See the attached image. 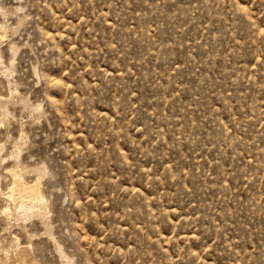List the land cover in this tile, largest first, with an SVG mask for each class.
<instances>
[{"label":"rangeland","instance_id":"1","mask_svg":"<svg viewBox=\"0 0 264 264\" xmlns=\"http://www.w3.org/2000/svg\"><path fill=\"white\" fill-rule=\"evenodd\" d=\"M0 264H264V0H0Z\"/></svg>","mask_w":264,"mask_h":264},{"label":"bare ground","instance_id":"2","mask_svg":"<svg viewBox=\"0 0 264 264\" xmlns=\"http://www.w3.org/2000/svg\"><path fill=\"white\" fill-rule=\"evenodd\" d=\"M20 174V173H19ZM15 176V175H14ZM16 177V176H15ZM15 177H13V175H12V178L14 179ZM20 178L19 179H17V177L14 179V184L16 185V184H21V181H20V179H21V175L19 176ZM23 181V180H22ZM25 181V180H24ZM26 182V181H25ZM36 182V181H35ZM24 183V182H23ZM23 183L21 184V185H23ZM25 184V183H24ZM29 184V183H28ZM36 184V183H35ZM31 185L30 184V186L31 187H29V185H27L26 184V186H28L27 188H29L27 191H29V195H30V190L31 189H35V188H37L36 187V185ZM20 185V186H21ZM19 186V187H20ZM12 187H15V186H12ZM22 187V186H21ZM23 188H25V187H23ZM26 188V189H27ZM12 189V188H11ZM35 190H37V189H35ZM34 190V191H35ZM27 191H26V194H27ZM32 191V190H31ZM15 192V191H14ZM20 192V191H19ZM22 192V191H21ZM22 193H24V192H22ZM21 193V195H23ZM32 193H33V191H32ZM14 194V193H13ZM9 195L12 199H13V202H15V204H16V206H17V208H18V210L20 211V212H26V213H32L33 212V210H34V208H35V203L32 201V200H25L22 196H18V197H16L15 195ZM20 194V193H19ZM19 194H17V195H19ZM12 199H10V200H12ZM12 202V201H11ZM36 209V208H35ZM37 209H40L41 210V207L40 208H37ZM35 211V210H34ZM18 213V212H17ZM26 213H25V216H26ZM37 214V213H36ZM30 215V214H29Z\"/></svg>","mask_w":264,"mask_h":264}]
</instances>
